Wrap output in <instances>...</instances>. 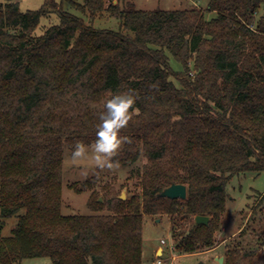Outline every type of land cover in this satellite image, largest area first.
<instances>
[{
    "label": "trees",
    "instance_id": "16d2710c",
    "mask_svg": "<svg viewBox=\"0 0 264 264\" xmlns=\"http://www.w3.org/2000/svg\"><path fill=\"white\" fill-rule=\"evenodd\" d=\"M62 1L21 11L18 0H0V229L17 217L0 235V264H142L144 215L172 217L179 254L212 248L229 180L264 171V15L256 20L264 0H209L211 20L200 8L67 0L91 19L115 17L118 31L94 28ZM52 14L58 23L36 34ZM129 89L139 110L110 159H144L129 172L139 192L122 200L85 180L71 187L91 191L92 213L63 215V145L93 144L106 100ZM171 184H184L186 198L158 195ZM198 215L208 224H196ZM223 264H264V250L226 247Z\"/></svg>",
    "mask_w": 264,
    "mask_h": 264
},
{
    "label": "rangeland",
    "instance_id": "374dc122",
    "mask_svg": "<svg viewBox=\"0 0 264 264\" xmlns=\"http://www.w3.org/2000/svg\"><path fill=\"white\" fill-rule=\"evenodd\" d=\"M59 2L60 0H55ZM83 2V0H77ZM110 0H106L108 4ZM21 11L38 10L45 0H18ZM113 4L124 6L131 4L139 10H175L200 8L204 11L206 20L216 16L214 11L207 10L209 0H111ZM106 4V6H107ZM63 10L70 11L84 18L85 23L96 29L118 31L120 22L115 17L103 13L94 19L71 8L67 0L61 3ZM264 15V5L256 13L258 17ZM58 23L54 14L42 17L36 34L45 28ZM169 66L173 71H181L182 64L168 53ZM171 80L176 86L179 81ZM86 155L79 158L72 157L75 146L63 145V168L61 184V213L63 215H88L92 212L87 206L90 190L75 191L72 184L80 186L85 180H90L92 188L101 192V186L109 184L119 195L124 191L126 198L139 192L138 179L130 178L129 172L141 167L144 159L133 164L122 166L113 164V167H99L95 159L94 143L87 145ZM228 198L225 204V213L221 216V226L214 236V246L210 249L191 254H179L173 243V221L170 215H144L143 219V247L142 264H221L216 259L224 257L226 247H239L242 250H260L264 246V171L260 173L244 172L234 175L226 185ZM259 194L263 196L260 199ZM102 213H108L105 209ZM17 223V217L11 216L4 220L0 229L1 236H9ZM161 239L166 245L161 244ZM158 248L163 249L162 255L156 253ZM224 262V259H223ZM48 257L24 259L15 264H50ZM223 264V263H222Z\"/></svg>",
    "mask_w": 264,
    "mask_h": 264
},
{
    "label": "clouds",
    "instance_id": "9594fccd",
    "mask_svg": "<svg viewBox=\"0 0 264 264\" xmlns=\"http://www.w3.org/2000/svg\"><path fill=\"white\" fill-rule=\"evenodd\" d=\"M137 96L133 89L127 92H114L105 102L104 111L100 112V122L96 129L94 142L95 159L99 167H113L115 163L110 158L120 149L127 139L121 135L132 119L133 113L139 109L135 107ZM87 145L78 141L72 151V157L79 158L86 155Z\"/></svg>",
    "mask_w": 264,
    "mask_h": 264
},
{
    "label": "water",
    "instance_id": "95a60500",
    "mask_svg": "<svg viewBox=\"0 0 264 264\" xmlns=\"http://www.w3.org/2000/svg\"><path fill=\"white\" fill-rule=\"evenodd\" d=\"M187 189L184 184H171L164 190H162L158 195L160 197H165L169 199H185L186 198ZM119 198L122 200L126 199L124 191L119 195ZM100 200V199H99ZM209 217L204 215H198L194 218V222L196 224H208ZM158 254L162 255V248H159L157 251ZM219 263H223L224 257L216 258Z\"/></svg>",
    "mask_w": 264,
    "mask_h": 264
},
{
    "label": "built area",
    "instance_id": "2783aa9c",
    "mask_svg": "<svg viewBox=\"0 0 264 264\" xmlns=\"http://www.w3.org/2000/svg\"><path fill=\"white\" fill-rule=\"evenodd\" d=\"M161 244L162 245H166V241L164 239H161ZM262 250H264V246L262 247ZM157 264H162V260L161 259H157Z\"/></svg>",
    "mask_w": 264,
    "mask_h": 264
},
{
    "label": "crops",
    "instance_id": "0c3cea01",
    "mask_svg": "<svg viewBox=\"0 0 264 264\" xmlns=\"http://www.w3.org/2000/svg\"><path fill=\"white\" fill-rule=\"evenodd\" d=\"M159 249V248H158ZM158 249H157V251H158ZM157 251H156V253H157ZM162 253H163V249H162ZM216 258H218V256H216Z\"/></svg>",
    "mask_w": 264,
    "mask_h": 264
}]
</instances>
